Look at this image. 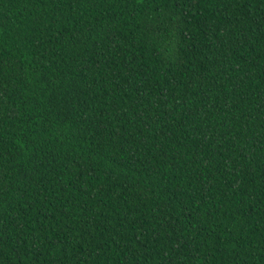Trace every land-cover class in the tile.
<instances>
[{
    "label": "trees",
    "instance_id": "1",
    "mask_svg": "<svg viewBox=\"0 0 264 264\" xmlns=\"http://www.w3.org/2000/svg\"><path fill=\"white\" fill-rule=\"evenodd\" d=\"M0 264H264V0H0Z\"/></svg>",
    "mask_w": 264,
    "mask_h": 264
}]
</instances>
